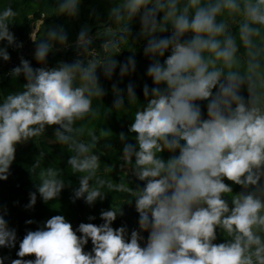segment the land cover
Returning a JSON list of instances; mask_svg holds the SVG:
<instances>
[{"label":"clouds","instance_id":"9594fccd","mask_svg":"<svg viewBox=\"0 0 264 264\" xmlns=\"http://www.w3.org/2000/svg\"><path fill=\"white\" fill-rule=\"evenodd\" d=\"M81 4L58 0L57 12L76 18ZM17 16L10 3L0 8V59L5 62L11 59L9 48L23 47L10 30ZM109 18L117 29L102 45L103 59L96 58L87 25L71 43L62 26L42 36L39 27L31 33L41 67L21 57L9 75L24 78L22 89L0 95V180L11 174L17 145L56 126L54 143L71 153L67 164L79 176L73 202L94 206L104 201L105 185L127 193V204L134 201L139 214L138 230L129 235L127 226L113 227L124 215L118 203L101 211L99 225L80 223L74 229L65 216L54 215L27 231L18 259L0 257V264H264V0H114ZM137 18L139 37L146 41L143 55L151 61L146 75L154 86L144 84L143 104L133 82L126 95L112 86L115 110L124 111L126 102L136 106L129 126L134 142L119 136L123 166L143 182L134 188L132 181L106 184L97 176L99 137L89 133L90 140L80 139L85 128L77 123L96 117L93 101L106 94L98 69L108 80L118 68L121 79L136 72L130 41L138 42L131 28ZM233 18L239 19L234 29ZM68 47L75 48L77 58L49 67V54ZM122 47L133 55L119 61L115 57ZM36 170V191L29 194L27 209L38 197L44 203L57 200L70 186L61 170L42 167L39 159ZM6 214L0 211V248L14 249L17 231ZM218 231L222 243H216ZM89 241L92 249L85 251ZM28 256L35 258L24 259Z\"/></svg>","mask_w":264,"mask_h":264},{"label":"trees","instance_id":"16d2710c","mask_svg":"<svg viewBox=\"0 0 264 264\" xmlns=\"http://www.w3.org/2000/svg\"><path fill=\"white\" fill-rule=\"evenodd\" d=\"M11 4L18 12V16L14 24L10 25V30L15 34L17 41L22 42V48H9L11 59L8 62L18 61L20 58L29 60L34 68L41 67L34 59L35 43L31 42V30L37 24L41 23L40 31L37 35H43L50 27L62 26L69 35V41L74 42L80 29L87 25L95 37L93 49L97 59L104 58L103 43L112 38L116 32L115 25L109 18V9L112 7L114 0H82L80 15L76 18H70L60 15L57 12L58 0H0V8L7 4ZM162 16V14H161ZM239 22L238 18L229 20L230 26L235 28ZM133 38L138 42L130 41V48L135 49V57L137 60V70L130 76L123 79L119 76V68L111 80L106 79L102 70L98 69V76L102 88L106 94L96 98L93 101V107L97 110L96 117H88L84 121L78 122L77 127L83 125L85 132L80 139L85 141L90 140L89 133H95L99 140L95 144L94 151L101 157V168L97 173L100 179H103L106 184H119L121 180L132 181L134 188L139 185L143 187V182L135 180L131 177L130 169L123 166V161L120 159L122 143L119 139L121 133L128 137L129 142H134V134L130 133L129 126L133 122L132 114L136 110V106L125 103V110L117 111L113 108V84L119 88L125 89L131 81L136 85V93L140 103H144L143 86L145 83L149 87H153L152 80L147 77L146 70L151 61L143 55V48L146 41L139 37L141 25L137 18L132 26ZM103 35L102 37H100ZM159 35H170V32ZM6 44V42H5ZM4 46V45H0ZM34 48V50H33ZM129 47H122L121 51L115 57L119 61H124L128 56L133 55ZM28 50V51H27ZM33 51V53L31 52ZM26 54H31L28 57ZM170 53L165 54V58ZM241 55H246L241 49ZM77 58V53L74 47L60 49L54 53H50L48 57V66L54 67L60 61L72 62ZM8 62L0 59V95H6L10 92H15L22 89L25 83L24 78L13 79L9 72L11 69L7 67ZM17 65V66H18ZM242 94L247 97V91ZM207 101L201 102L202 112L206 118ZM49 127L46 132L38 138L29 141L26 144L17 145L16 159L11 166V174L7 180H0V211L7 210L5 216L9 226L17 231V245L14 249L0 248V257H10L18 259L16 252L19 250V242L26 235L27 231L37 230L47 219L54 215H63L73 225L75 229L80 223L101 224L100 219L102 210H109L114 203L122 204L124 215L118 216L113 223L114 228L127 226L129 235L132 230H138L139 214L135 210V202L127 204L130 197L127 193L119 191H111L105 185L104 192L106 198L104 201H97L94 206H89L82 199L75 202L72 200L73 189L78 187L79 176L71 173L67 164L71 153L65 146L54 143V128ZM101 130L110 131L111 135L107 137L100 136ZM167 159L170 154L162 153ZM41 160L42 167L52 166L61 170L63 178L70 186L63 190L61 196L57 200L44 203L41 199L37 200L36 205L32 209H27L29 203V194L36 191V183L38 180V170L33 171V164L36 160ZM232 184L231 181H226ZM234 192L240 191V186H233ZM90 216H95V220H89ZM35 221L32 224H27L26 221ZM147 240L148 233H142ZM223 235L219 234L216 243L224 242ZM92 244L85 247V251H91ZM34 256H28L24 259H34ZM10 264V262H6Z\"/></svg>","mask_w":264,"mask_h":264},{"label":"rangeland","instance_id":"374dc122","mask_svg":"<svg viewBox=\"0 0 264 264\" xmlns=\"http://www.w3.org/2000/svg\"><path fill=\"white\" fill-rule=\"evenodd\" d=\"M40 26H41V23H37V24L32 28L31 33H32L33 31H35L37 27L40 28ZM102 36H103V35H101L100 37H102ZM31 42L34 43V42L32 41V39H31ZM33 50H34V48H33ZM27 51H28V50H27ZM31 52L33 53V51H31ZM26 55H27L28 57L31 56V54H26ZM2 77H3L2 74H0V79H1Z\"/></svg>","mask_w":264,"mask_h":264},{"label":"built area","instance_id":"2783aa9c","mask_svg":"<svg viewBox=\"0 0 264 264\" xmlns=\"http://www.w3.org/2000/svg\"><path fill=\"white\" fill-rule=\"evenodd\" d=\"M23 57V56H22ZM18 65V61H16V62H8V64H7V67L9 68V69H13L14 67H16Z\"/></svg>","mask_w":264,"mask_h":264}]
</instances>
